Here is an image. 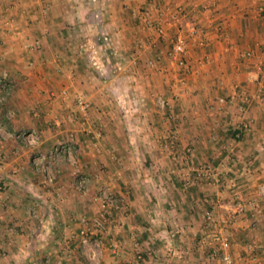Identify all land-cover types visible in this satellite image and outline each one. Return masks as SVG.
Masks as SVG:
<instances>
[{
  "label": "crops",
  "instance_id": "obj_1",
  "mask_svg": "<svg viewBox=\"0 0 264 264\" xmlns=\"http://www.w3.org/2000/svg\"><path fill=\"white\" fill-rule=\"evenodd\" d=\"M260 7L264 0H0L9 81L0 264H219V233L234 264H264ZM177 32L186 73L167 55ZM20 132L39 142L23 144ZM68 141L72 157L48 155ZM203 166L209 175L196 174ZM73 169L86 175L84 190ZM111 176L121 202L108 211L99 186ZM101 210L114 224L99 247L82 246L77 213L91 220Z\"/></svg>",
  "mask_w": 264,
  "mask_h": 264
},
{
  "label": "built area",
  "instance_id": "obj_2",
  "mask_svg": "<svg viewBox=\"0 0 264 264\" xmlns=\"http://www.w3.org/2000/svg\"><path fill=\"white\" fill-rule=\"evenodd\" d=\"M259 11H262V15H261V19L264 22V8L260 7ZM7 23V21L5 22ZM183 53H184V39L181 35L180 32L175 33L170 48L167 52L168 57L174 61V63L181 69H183V71L186 73L187 69L185 68V61L183 58ZM244 55H249L250 52L249 51H245L243 53ZM9 91V81H8V77H7V72L5 70H2L0 72V102L4 101L7 94ZM261 96L264 97V90L261 93ZM74 102L76 104V106L84 113L88 107V102L83 99L80 96L75 97ZM158 103L163 106L165 104L164 100L161 98H158ZM1 126V125H0ZM16 136H19L22 143L26 144V145H36L39 142L38 136L36 133L34 132H20L18 133ZM72 143L70 141L68 142H64L61 144H56L55 146H53L49 151H48V155L49 156H53L56 155L58 153L67 155V157H72ZM41 170H44L45 173V181L47 183H51L53 181V174H51L50 172L46 171V167L44 165H40L38 164ZM196 174L200 175V172L206 173L207 175L210 174V168L208 166H203L201 168L196 169ZM73 184L74 187L78 190H84L86 188V177H84L83 175H81L79 173V171L77 169H73ZM264 197V194H263ZM117 199L110 196V195H101V203L103 207H106V205H115V202ZM101 210V212L99 213V215L93 217L92 220V227L94 228V233L99 234V232H101L102 230L105 229V223L111 224V219L109 217H107L104 214V211ZM210 216L207 214L206 215V219L210 220ZM79 222L81 224H86V219L84 217H79ZM80 235V239L81 241H83L85 239V232L83 230L80 231L79 233ZM215 239L218 242L219 245V251H218V260H219V264H234V261L229 253L228 250V241L226 236L222 235L221 233H219L218 235H215ZM112 246V250L113 252L116 251ZM58 263L60 261H57Z\"/></svg>",
  "mask_w": 264,
  "mask_h": 264
},
{
  "label": "rangeland",
  "instance_id": "obj_3",
  "mask_svg": "<svg viewBox=\"0 0 264 264\" xmlns=\"http://www.w3.org/2000/svg\"><path fill=\"white\" fill-rule=\"evenodd\" d=\"M175 130V129H174ZM172 131V133H170L169 134V136H168V143L166 144V145H173L174 144V141H175V133H177V131L175 130V131ZM81 175H83L84 177H86V175H84L83 173H81V172H79ZM97 176H99L98 174H97ZM104 176V175H103ZM115 180H113V177L111 176L110 178H108L107 179V181L106 182H104L103 184H101L100 186H99V192H100V194L102 195V194H104V195H110V196H112V197H114V198H116V199H118V198H120V197H118L117 195H115L114 194V191H113V186L115 185ZM113 185V186H112ZM101 188V189H100ZM259 192V191H258ZM96 196H98V195H96ZM99 197V196H98ZM101 197V196H100ZM117 202H115V204L116 205H118L121 201H119V200H116ZM105 209H106V207H104ZM34 209V208H33ZM36 209V208H35ZM34 209V210H35ZM106 210H108V211H110L109 209H106ZM98 215V214H97ZM77 216L78 217H81V216H83L85 219H86V224L85 225H83V224H81L80 222H79V219H78V221H77V219H75V222H77L78 223V225L80 226V229H82L84 232H85V239L82 241V243H84V244H81L82 246L83 245H88V247H89V245H92L93 247H99L100 246V238H98V237H100V233H103L104 232V230L106 229L107 230V227H108V223H105V229L104 230H102L101 232H99V234H93V232L95 231L94 230V228L92 227V225H91V223H92V220H90V219H88L87 217H88V215L87 214H83V213H81V214H79V213H77ZM111 220H112V222H113V224H114V221H113V218H112V215L109 213L108 215H107ZM77 217V218H78ZM95 217V216H94ZM107 226V227H106ZM110 227V226H109ZM90 234L91 235H93V237H89L90 236ZM99 235V236H98ZM79 236V235H78ZM81 240V239H80ZM114 240H116L115 238H114ZM113 245V247H114V249H115V245L114 244H112ZM111 247V249H112V246H110ZM79 259V258H78ZM77 259V260H78ZM93 260V261H92ZM76 264H97V262H96V260H95V258H91V257H89L86 261H82L81 259H79V261H78V263H76Z\"/></svg>",
  "mask_w": 264,
  "mask_h": 264
},
{
  "label": "trees",
  "instance_id": "obj_4",
  "mask_svg": "<svg viewBox=\"0 0 264 264\" xmlns=\"http://www.w3.org/2000/svg\"><path fill=\"white\" fill-rule=\"evenodd\" d=\"M139 251H137L136 253H138ZM138 254H140V253H138Z\"/></svg>",
  "mask_w": 264,
  "mask_h": 264
},
{
  "label": "bare ground",
  "instance_id": "obj_5",
  "mask_svg": "<svg viewBox=\"0 0 264 264\" xmlns=\"http://www.w3.org/2000/svg\"><path fill=\"white\" fill-rule=\"evenodd\" d=\"M87 223V222H86ZM85 225V224H84Z\"/></svg>",
  "mask_w": 264,
  "mask_h": 264
}]
</instances>
